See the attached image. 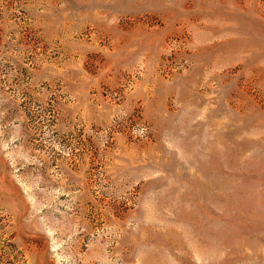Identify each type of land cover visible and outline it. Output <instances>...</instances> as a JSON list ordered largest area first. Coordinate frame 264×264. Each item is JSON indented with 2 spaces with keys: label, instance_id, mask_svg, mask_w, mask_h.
<instances>
[{
  "label": "rangeland",
  "instance_id": "1",
  "mask_svg": "<svg viewBox=\"0 0 264 264\" xmlns=\"http://www.w3.org/2000/svg\"><path fill=\"white\" fill-rule=\"evenodd\" d=\"M0 264H264V0H0Z\"/></svg>",
  "mask_w": 264,
  "mask_h": 264
}]
</instances>
